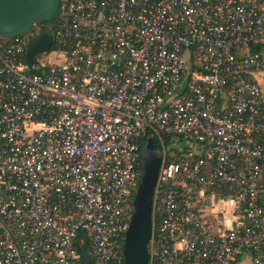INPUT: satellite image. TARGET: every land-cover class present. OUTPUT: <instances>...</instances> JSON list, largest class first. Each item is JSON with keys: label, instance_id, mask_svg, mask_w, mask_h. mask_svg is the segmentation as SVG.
I'll use <instances>...</instances> for the list:
<instances>
[{"label": "built area", "instance_id": "1", "mask_svg": "<svg viewBox=\"0 0 264 264\" xmlns=\"http://www.w3.org/2000/svg\"><path fill=\"white\" fill-rule=\"evenodd\" d=\"M58 10L31 67L39 26L0 36V264H78L80 233L92 262H121L146 133L161 158L148 264H264V0ZM228 199L225 227L204 209Z\"/></svg>", "mask_w": 264, "mask_h": 264}, {"label": "water", "instance_id": "2", "mask_svg": "<svg viewBox=\"0 0 264 264\" xmlns=\"http://www.w3.org/2000/svg\"><path fill=\"white\" fill-rule=\"evenodd\" d=\"M60 0H0V36L14 37L35 24L51 21L56 16ZM53 35L41 31L31 38L26 49V63L31 67L34 56L51 48ZM161 158L154 151L150 136L141 143V176L133 198V211L124 232L123 259L110 264H148V244L152 231V199ZM81 264H92L86 247L75 243Z\"/></svg>", "mask_w": 264, "mask_h": 264}, {"label": "trees", "instance_id": "3", "mask_svg": "<svg viewBox=\"0 0 264 264\" xmlns=\"http://www.w3.org/2000/svg\"><path fill=\"white\" fill-rule=\"evenodd\" d=\"M59 14H60V12L58 10L57 11V14L53 18V20L39 22V23L35 24L34 26H39V28H40L41 31L53 32L54 29H55L56 24L59 23V16H60ZM52 48H55V45H53ZM253 49H257V48L256 47H253L251 50H253ZM148 134L149 133H146L144 136H142L140 138V141L142 142L144 140V138H146V136H148ZM152 140H153L154 147H155L154 151L156 152V145H157L156 139L153 138ZM82 234L84 236L83 240L79 238V236L82 235ZM80 235L77 236V238L75 239L76 242L80 243L82 246L86 247L88 251H90V249H91L90 247L91 246H90V242H89V239H88L87 235H85V233H80ZM77 263L78 264H81V262H80L79 259H78V262Z\"/></svg>", "mask_w": 264, "mask_h": 264}, {"label": "clouds", "instance_id": "4", "mask_svg": "<svg viewBox=\"0 0 264 264\" xmlns=\"http://www.w3.org/2000/svg\"><path fill=\"white\" fill-rule=\"evenodd\" d=\"M234 207H235V202L232 199H228V200H221L217 204L212 205L211 208L204 209V211L205 213H209V212L215 213L216 211L223 209L225 213L223 223L225 227H230L231 221L233 219L230 213Z\"/></svg>", "mask_w": 264, "mask_h": 264}, {"label": "crops", "instance_id": "5", "mask_svg": "<svg viewBox=\"0 0 264 264\" xmlns=\"http://www.w3.org/2000/svg\"><path fill=\"white\" fill-rule=\"evenodd\" d=\"M233 264H251V263L249 260V256L247 254H244L242 256H237Z\"/></svg>", "mask_w": 264, "mask_h": 264}, {"label": "rangeland", "instance_id": "6", "mask_svg": "<svg viewBox=\"0 0 264 264\" xmlns=\"http://www.w3.org/2000/svg\"><path fill=\"white\" fill-rule=\"evenodd\" d=\"M51 52H52V49L51 48L49 50L45 51V53H51ZM92 264H99V263L93 261Z\"/></svg>", "mask_w": 264, "mask_h": 264}]
</instances>
